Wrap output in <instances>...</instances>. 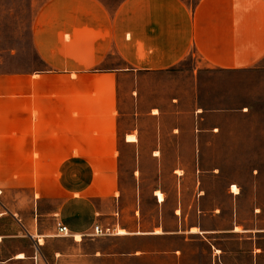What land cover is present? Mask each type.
Masks as SVG:
<instances>
[{"label": "crops", "instance_id": "crops-1", "mask_svg": "<svg viewBox=\"0 0 264 264\" xmlns=\"http://www.w3.org/2000/svg\"><path fill=\"white\" fill-rule=\"evenodd\" d=\"M30 32L41 66L0 69V264H264L259 209L240 222L236 208L206 205L201 182L189 195L183 170L168 189L141 169L145 157L204 155L208 131L194 74L167 109L142 76L192 53L199 67L264 70V0H43Z\"/></svg>", "mask_w": 264, "mask_h": 264}, {"label": "rangeland", "instance_id": "rangeland-1", "mask_svg": "<svg viewBox=\"0 0 264 264\" xmlns=\"http://www.w3.org/2000/svg\"><path fill=\"white\" fill-rule=\"evenodd\" d=\"M42 1L0 0L1 70L41 66L31 45L30 24L35 9ZM102 1L113 7L121 0ZM185 1L194 4L197 0ZM200 61V56L192 53L175 71L142 76L141 82L154 85L153 92L146 91L144 94L152 100L161 101L167 109L166 102L171 96L187 94L182 91L186 90L182 85L192 83L191 76L194 74V82L201 88V108L206 110L200 125L208 129L203 133L205 154L158 156L153 160L145 157L144 163H141L142 178L148 181L146 185L169 189L178 179L179 171L176 173V170H183L181 178L187 193L191 195L194 183L201 182L207 206L236 208L240 222L249 219L255 209H259V215L264 217V70L257 68L231 73L199 67ZM198 67L199 70L193 72ZM130 81L128 79L126 83ZM172 85H177L173 92L170 90ZM189 119L184 118L187 121L182 123L183 128L192 126ZM172 120L171 115L164 114L166 127L175 125ZM125 159L123 169L127 172L139 166L136 157L128 155ZM170 170L174 171L173 176ZM233 184L239 187L238 194L231 192ZM150 190L146 189L147 192ZM11 191L18 196L21 193L30 195L27 189ZM147 201L153 206L154 201L148 194ZM195 245L200 251L206 249L203 243ZM199 256L198 252L196 257Z\"/></svg>", "mask_w": 264, "mask_h": 264}, {"label": "built area", "instance_id": "built-area-1", "mask_svg": "<svg viewBox=\"0 0 264 264\" xmlns=\"http://www.w3.org/2000/svg\"><path fill=\"white\" fill-rule=\"evenodd\" d=\"M112 232L113 231L109 227L103 228L100 225H96L94 228V233L96 235H107V234H110ZM57 234L58 235H69L70 234L69 228L66 225L59 223L58 227H57Z\"/></svg>", "mask_w": 264, "mask_h": 264}, {"label": "bare ground", "instance_id": "bare-ground-1", "mask_svg": "<svg viewBox=\"0 0 264 264\" xmlns=\"http://www.w3.org/2000/svg\"><path fill=\"white\" fill-rule=\"evenodd\" d=\"M134 137H130V139H133ZM239 187L236 185V184H233L232 185V187H231V192H233V193H235V194H238L239 193ZM156 195H158V197L160 198V200L162 201V200H164V193H162L161 191H157L156 192ZM240 228H238V230H239ZM194 231H196L195 229H193ZM158 232L160 231V230H157ZM120 233H125V230H120L119 231Z\"/></svg>", "mask_w": 264, "mask_h": 264}]
</instances>
